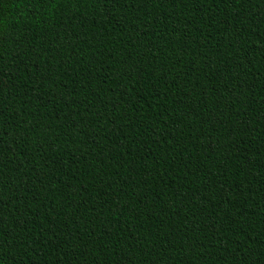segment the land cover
Masks as SVG:
<instances>
[{
  "label": "trees",
  "instance_id": "trees-1",
  "mask_svg": "<svg viewBox=\"0 0 264 264\" xmlns=\"http://www.w3.org/2000/svg\"><path fill=\"white\" fill-rule=\"evenodd\" d=\"M0 264H264V0H0Z\"/></svg>",
  "mask_w": 264,
  "mask_h": 264
}]
</instances>
